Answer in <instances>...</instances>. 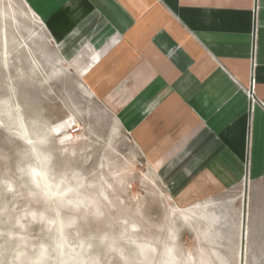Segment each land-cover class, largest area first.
Listing matches in <instances>:
<instances>
[{"label":"rangeland","instance_id":"1","mask_svg":"<svg viewBox=\"0 0 264 264\" xmlns=\"http://www.w3.org/2000/svg\"><path fill=\"white\" fill-rule=\"evenodd\" d=\"M120 118L0 0V264H237L244 187L174 194Z\"/></svg>","mask_w":264,"mask_h":264},{"label":"crops","instance_id":"2","mask_svg":"<svg viewBox=\"0 0 264 264\" xmlns=\"http://www.w3.org/2000/svg\"><path fill=\"white\" fill-rule=\"evenodd\" d=\"M22 2L174 194L244 187L237 264H264V0Z\"/></svg>","mask_w":264,"mask_h":264},{"label":"built area","instance_id":"3","mask_svg":"<svg viewBox=\"0 0 264 264\" xmlns=\"http://www.w3.org/2000/svg\"><path fill=\"white\" fill-rule=\"evenodd\" d=\"M250 97H251V99H252L253 101H256V100H255V94H253V91H252V93L250 92ZM75 132H78V129H76Z\"/></svg>","mask_w":264,"mask_h":264}]
</instances>
